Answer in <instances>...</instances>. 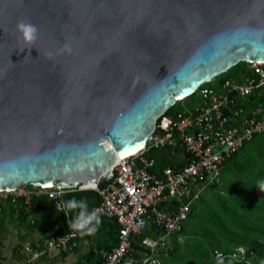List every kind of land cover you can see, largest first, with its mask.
<instances>
[{
	"label": "water",
	"instance_id": "1",
	"mask_svg": "<svg viewBox=\"0 0 264 264\" xmlns=\"http://www.w3.org/2000/svg\"><path fill=\"white\" fill-rule=\"evenodd\" d=\"M253 61L264 0H0V189L100 187L178 100Z\"/></svg>",
	"mask_w": 264,
	"mask_h": 264
},
{
	"label": "built area",
	"instance_id": "2",
	"mask_svg": "<svg viewBox=\"0 0 264 264\" xmlns=\"http://www.w3.org/2000/svg\"><path fill=\"white\" fill-rule=\"evenodd\" d=\"M248 63V74L240 79L226 78L220 88L202 85L178 100L193 98V106L164 114L144 148L127 157L116 169L113 180L102 190L97 189L102 202L95 209L100 216L115 217L120 224L119 241L112 249L102 251V264H124L133 251L135 237L147 231L151 234L139 240V256L128 262L162 264L171 250L168 238L183 230L192 204L220 181L225 161L256 134L264 132V62ZM166 147H183L187 158L180 168L168 166L158 175L153 171L155 158L147 154ZM69 189L58 184L0 189V215L8 199L22 202L29 212L36 207L34 197L43 195L56 199V207L62 206ZM78 236L70 229L44 244L27 242L20 254L26 256V263H32L45 255L68 252L77 245ZM239 252L244 250L226 254L217 251L215 257L249 263L243 262Z\"/></svg>",
	"mask_w": 264,
	"mask_h": 264
},
{
	"label": "trees",
	"instance_id": "3",
	"mask_svg": "<svg viewBox=\"0 0 264 264\" xmlns=\"http://www.w3.org/2000/svg\"><path fill=\"white\" fill-rule=\"evenodd\" d=\"M248 71L249 63L240 62L216 78L220 85L226 78L240 79L242 76L247 75ZM185 101L184 99L178 102H181L180 106L182 108L184 106L190 108L189 103H184ZM190 103L192 105V102ZM181 109L174 110L171 107L165 115L176 113ZM263 134L264 132L256 134L251 142L261 140ZM261 150L264 154V140ZM239 151L228 160L232 159V162L237 160L240 155ZM148 155L156 159L154 171H159L168 166L180 168L184 164L182 163L184 160L179 162L177 156L174 157L175 160L170 158L172 155L170 148L151 150ZM254 159L251 164L254 168L252 172L246 171L244 165L239 166L233 162V172L239 179L238 181L234 179L231 181V185L226 189L225 194L218 193L215 197L202 196L192 204L188 220L185 221L183 230L175 234L169 257L165 259L163 264H243L229 257L220 260L215 257L217 251L226 254L236 252L239 248L244 250L243 253L239 252L240 256L244 257L243 262L249 261L246 264H264V187H262L264 186V168L258 170L261 159L259 160L256 157ZM178 162L180 165H176ZM262 167H264V158L262 159ZM100 186L103 187L104 184L101 183ZM216 187H219L218 183L209 190ZM73 197L77 200L86 199L89 211L101 203L100 195L94 190L76 189L66 193L63 199L66 202ZM34 201L36 207L29 212L22 202H14L8 199L4 211L0 215L1 223H6V218H9L17 226L26 225L34 231L36 228L43 226H53L54 222L60 220L62 223L58 226L57 232L66 233L70 230L68 224L78 210H74L65 216L64 212L56 211V201L49 196L34 197ZM100 218L101 223L94 234L83 237L78 236L77 239L93 238L96 240L99 237L98 251L91 249L87 256L79 258L77 264H86L87 261L92 259H95L97 264H101L102 255L100 251L110 250L118 243L120 225L117 219L102 216ZM180 236L185 238L184 241L180 242ZM142 237L143 235H140L133 240L135 248L139 247L138 239ZM43 241L41 239L40 243L44 244ZM21 247V244L17 245L14 250L15 255L20 258H22L20 254ZM69 253L71 251L62 252L60 255L65 257ZM87 257L91 259L88 260ZM0 264L3 263L0 261Z\"/></svg>",
	"mask_w": 264,
	"mask_h": 264
},
{
	"label": "crops",
	"instance_id": "4",
	"mask_svg": "<svg viewBox=\"0 0 264 264\" xmlns=\"http://www.w3.org/2000/svg\"><path fill=\"white\" fill-rule=\"evenodd\" d=\"M190 98V97H189ZM189 98H187V99H189ZM187 99H185V100H187ZM191 102H192V104H193V99L191 100ZM185 103H187V102H185ZM248 142H246L245 144H244V148L242 147L241 149L242 150H240L239 151V153H240V155H239V157H238V159L237 160H234L233 162H234V164H236V165H242L240 162H239V158L241 157V155L243 154V151L247 148V146H248V144H247ZM166 148H170L171 150H172V155L170 156V158H172L173 160H175L174 159V157L175 156H177V158H178V161L179 162H181V161H183L182 163H185V161H186V158H187V154H186V152H185V149L183 148V147H178V148H171V147H166ZM161 149H165V148H160V149H153V150H161ZM176 149L178 150L177 152H176ZM149 152H151V151H149ZM149 152H148V154H149ZM147 154V155H148ZM149 156V155H148ZM150 157V156H149ZM154 158V157H153ZM257 158V157H256ZM229 159V158H228ZM227 159V160H228ZM156 160V159H155ZM255 160V159H254ZM235 161H237V162H235ZM176 163V165H180V163ZM230 163H232V159H230V160H228V161H225V163L223 164V167H222V173H221V177H220V187H216V188H214V189H212V190H208L204 195H203V197L204 196H206V195H208V196H213V197H215L218 193H222V194H225L226 192H227V188L231 185L230 183H231V181L234 179V180H237L238 181V177H237V175L233 172V169H230V173L228 174V175H226L225 176V178L223 179L222 178V175H223V173L225 172V169H227V168H230V166H228V164H230ZM238 163V164H237ZM172 167V166H171ZM155 169V168H154ZM154 169H153V171H154ZM164 169V168H163ZM163 169H161V170H159V171H154L156 174H158V175H162V170ZM96 207V206H95ZM7 219V221H6V223H4V224H2L1 223V221H0V232L2 231V230H4L7 226V224H8V220H9V218H6ZM188 220V219H187ZM186 220V221H187ZM56 221V220H55ZM12 223H14V222H12ZM62 222L60 221V220H58V221H56V222H54V225L53 226H50V227H47V226H43V227H41V228H36L34 231L31 229H29L28 228V226H22V227H19V226H17L15 223H14V225H16L17 226V228H19V230L17 231V233H18V235H19V238H20V241L22 240V241H24V242H26L27 243V240L29 241V240H32L33 241V243H35V242H41V239L42 240H44L43 242H45L46 240H47V238H48V235H47V230H51V231H53V236L52 237H54L55 235H58V234H64V233H58L57 232V229H58V226L61 224ZM27 227V228H26ZM26 229L28 232L27 233H25V234H23L22 232H20L21 230H23V229ZM3 234V233H2ZM2 234H0V257H2V255L4 256V253L2 252V246H4V241L6 240H4V237H2L1 235ZM149 234H151V232L150 231H147L145 234H143V236H145V235H149ZM23 235V236H22ZM174 236L175 235H173L172 237H170V242L172 243V245H173V242H172V240H173V238H174ZM51 237V238H52ZM3 238V239H2ZM45 238V239H44ZM51 238H49V239H51ZM184 237H179V240H180V242H182V241H184ZM83 240H88V243H87V245H88V247L87 248H85L82 252H80V247H79V244H80V240H77V245H76V247L71 251V253H69V254H67V256H63V255H60V253H53V254H51V255H45V256H43V257H41L40 259H38V260H36L35 262H32V264H68V263H70V264H77V262H78V260H79V258L81 257V256H87V254H89L90 253V251H91V249H95V250H97V247L95 248V247H90V245H92L93 244V241L95 240V239H93V238H91V239H89V238H84ZM139 240H140V238L138 239V244H139ZM10 242V241H9ZM21 243H18V244H16L15 246H14V250H15V247L17 246V245H20ZM116 246V245H115ZM77 248V249H76ZM98 251V250H97ZM102 251V250H101ZM100 251V252H101ZM73 252H76V253H78V257L77 258H73V260L72 259H70V256H71V254L73 253ZM137 252V256H139V254H140V252L139 251H136ZM13 256L15 257V258H17V259H19V260H23V261H26L25 259V257H24V255H22L21 257L22 258H20V257H18V256H16L15 255V253H14V251H13ZM5 256L2 258V263L3 264H5V262H4V260H5ZM87 259L88 260H90L91 258L90 257H87ZM165 259H168V257H164V259H163V263H164V261H165ZM218 260H220L219 258H217ZM26 263V262H25ZM162 263V264H163ZM27 264V263H26ZM29 264H31V263H29ZM86 264H97L96 263V260L95 259H92V260H90V261H87L86 262Z\"/></svg>",
	"mask_w": 264,
	"mask_h": 264
},
{
	"label": "rangeland",
	"instance_id": "5",
	"mask_svg": "<svg viewBox=\"0 0 264 264\" xmlns=\"http://www.w3.org/2000/svg\"><path fill=\"white\" fill-rule=\"evenodd\" d=\"M208 85H212L215 88H220L217 78L215 80L211 81V82H208V83L204 84V86H208ZM191 100L192 99L189 98V99H187L185 101V102H187V104L189 103L188 106H190V107L193 106V104L191 105V103H190ZM180 104H181V102L176 103L173 106V109L174 110L175 109H181L182 107L180 106ZM263 140H264V134H263L261 140H257V141H253V142H251V140L248 141L247 148L243 151V154L239 158L240 159L239 162L242 165H244L246 171L252 172V170L254 169L252 167L253 165L251 166V164L253 163L255 157H257L259 160L261 159L260 162H259L260 166L257 169L258 170H262L264 168V167H262V159L264 158V154L262 153V150H261V146L263 145ZM228 166H230V168L225 169V172L223 173L222 178L230 173V169H233V167H234L233 162L228 164ZM218 184H219V187H220V182H218ZM204 218H205V215H204ZM6 226L7 227L0 232V234L3 233L1 236L4 237V240L6 239L4 241V246H2V252L4 253V256L6 257L5 260H4L5 264H26L25 261L19 260V259L15 258L13 256L14 246L16 244H18V243H21V245L23 246L26 243L24 241H20L19 235L17 233L19 228H17V226L14 225V223H12L10 220H8V224ZM20 232L25 234L28 231L24 228ZM46 232H47V235H48L47 240H49V238H51L53 236V231L47 230ZM100 237L102 238V236H100ZM99 239H100L99 237L96 238V240L93 241V244L90 245V247H97ZM27 242L28 243H33L32 240H29V241L27 240ZM87 243H88V240H83V239L80 240V244H79L80 252H82L85 248L88 247ZM77 257H78V253L73 252L71 254V256H70V259L73 260V258H77ZM27 264H29V263H27ZM68 264H70V263H68Z\"/></svg>",
	"mask_w": 264,
	"mask_h": 264
},
{
	"label": "clouds",
	"instance_id": "6",
	"mask_svg": "<svg viewBox=\"0 0 264 264\" xmlns=\"http://www.w3.org/2000/svg\"><path fill=\"white\" fill-rule=\"evenodd\" d=\"M17 27L25 41H34L37 38V28L34 25L21 21ZM74 210L78 211L75 212L73 219L68 224L72 233L81 237L94 234L101 223L99 210L92 209L89 211L87 200H77L75 197L64 202L62 206L57 205L56 207V211H63L65 216Z\"/></svg>",
	"mask_w": 264,
	"mask_h": 264
},
{
	"label": "bare ground",
	"instance_id": "7",
	"mask_svg": "<svg viewBox=\"0 0 264 264\" xmlns=\"http://www.w3.org/2000/svg\"><path fill=\"white\" fill-rule=\"evenodd\" d=\"M138 153V152H137ZM134 154H136V153H134ZM133 154H130V155H128V156H126V157H124V158H122V159H120L118 162H119V164L118 165H115L114 167H113V173H115L116 174V169H118V167L122 164V162H124L125 160H126V158L127 157H130V156H132ZM113 177H114V175H113ZM113 177L110 179V180H108V181H106V182H102V184H104V186L107 184V183H109V182H111L112 180H113ZM58 183H55V184H51L50 186H54V185H57ZM100 186V185H99ZM103 186V187H104ZM103 187H98V185H94V186H88V187H81L80 188V186H76V187H64V188H70L69 189V191L68 192H71V191H74V190H76V189H78V190H94V191H96L99 195H100V193H99V191L97 190V189H99V190H102L101 188H103ZM68 192H66V193H68ZM65 193V194H66ZM64 194V195H65ZM43 196H49V195H43ZM50 197V196H49ZM64 197V196H63ZM100 197H101V195H100ZM50 198H52V197H50ZM52 199H54V198H52ZM64 200V199H63ZM55 201H56V199H55ZM101 202H102V197H101ZM101 204V203H100ZM99 204V205H100ZM98 206V205H97ZM96 206V207H97ZM96 207H94L93 209H95ZM103 217V216H102ZM106 218H108V217H106ZM110 219H116L115 217H113V218H110ZM184 223H185V221H184ZM184 223H183V225H184ZM120 225V224H119ZM119 234H120V226H119ZM143 235V234H142ZM140 235H138V237H139ZM170 237H172V236H170ZM170 237L168 238V242H169V244H170V246H171V242H170ZM137 238V236L135 237V239ZM78 239V238H77ZM77 241V240H76ZM118 241H119V238H118ZM133 244V243H132ZM76 246H74V247H72L71 249H70V251H72L74 248H75ZM132 247H133V251H131V254L129 255V257L127 256L126 258H125V260H124V264H130L129 262H128V259L129 258H131V257H133V258H137V252L136 251H140V249H141V246L139 245V247H137V248H135L134 247V245H132ZM103 251V250H102ZM102 251L100 252L101 253V255H102ZM102 262H103V256H102ZM102 264V263H101Z\"/></svg>",
	"mask_w": 264,
	"mask_h": 264
}]
</instances>
